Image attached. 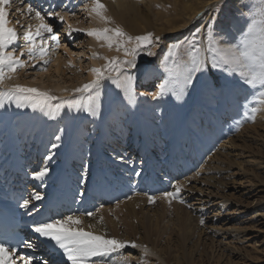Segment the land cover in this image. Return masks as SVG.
Instances as JSON below:
<instances>
[{
    "label": "rangeland",
    "instance_id": "1",
    "mask_svg": "<svg viewBox=\"0 0 264 264\" xmlns=\"http://www.w3.org/2000/svg\"><path fill=\"white\" fill-rule=\"evenodd\" d=\"M89 1L91 0L63 1L67 4L69 12L67 13L68 20L63 23L60 22L58 18L46 16L47 19H49L47 22L52 24L54 30L59 33L60 45L53 51L54 45L49 42L48 58H50L51 62L46 66L47 71L41 70L43 67L42 62L38 60L30 61L25 54L22 59L27 61V66L18 69L17 72L13 74V79L7 80L6 83L10 85L18 83L37 87L42 91L49 90L53 95L63 97L69 103L74 104L75 98H77L79 94H75L72 90L91 80L92 77L88 75L91 67L96 66L97 63L99 65L104 64L102 59L92 58V53L94 51L101 55H105L103 48L100 47L101 42L92 40L90 36L80 32H73L72 35L69 36L68 32L64 30V27L68 24L67 22H69V24H78L84 27L91 22L85 8V5L89 3ZM201 1L204 0H152L148 5L145 4L146 1L143 0H109L110 9L106 11L105 14L112 18L114 24L121 26L125 32L133 36L152 32L154 35L161 38L151 49L145 48L140 51L136 62L137 67L129 70L133 76L136 74L135 91L137 93V104L140 119L142 121L141 123L144 125L148 126L147 121L152 114L159 119V116L164 117L167 115L171 117L173 115V102L175 96L169 93L158 98H153V94L158 91V85L163 82L167 76L162 61H164L168 45L177 40L184 39L185 37L190 39L192 34L196 33L197 29H200V32L196 34L199 40L206 46L207 26L209 24L213 25V32L218 39L234 43L239 38L241 31L247 26L250 6L253 3H258V0H209L206 2L204 10H200L192 15L191 5L195 7V5ZM123 2L125 3L122 4ZM37 4L38 2L36 3L35 0H11L10 6L7 9L9 26L15 27L17 32L21 34V39L18 41L20 47L24 46L22 36L25 28L28 25L34 26L38 23L35 19L34 11L32 13L27 11V5H31L35 11L39 10L42 14L45 13V8L41 9L43 6L40 7L41 5L38 6ZM157 5H159V7ZM210 6L213 8L211 9V13H209ZM53 7L54 9L56 8L54 12H60V8L57 9L58 7L56 5ZM17 9H19V11H17ZM213 17H215V21H213ZM18 21L19 23H17ZM92 22L97 27L104 26L98 20H92ZM21 25L24 27H21ZM149 50L154 52L155 55H147V51ZM17 54H19V49H17ZM69 54L74 58V63H71V65L69 64ZM115 55L117 54L109 56ZM179 56L182 61H187L189 59L187 55V45L180 50ZM56 57L60 58V60L62 59L60 62L62 72H56L53 68V60ZM169 63H171V61H169ZM199 78L201 87L209 85L210 79L214 83L218 82L220 84L222 89L223 108L215 110V113L221 115V118L226 119L223 124V135L220 136L221 140L211 145L213 150L209 146L207 147L205 151L208 155L204 157L203 161L215 152L217 148L221 151L223 150L225 155L214 156L211 169H207L208 167H205L206 163L202 165V162L200 164L197 163L194 169L187 168V171L178 172L180 175L178 174L177 177L179 178L176 177L177 179L175 180L170 179V183L165 184V186H167L165 191H173V184L179 181L181 182V180L184 181V187L177 201L184 209L194 215L197 214V211L200 212L203 210L202 219L204 223L203 226H200L203 228L201 237L208 245L205 252L212 253L215 259L219 258L220 264H264V104L259 103L261 97L258 95L261 91H264V89H261L259 86L255 89H251L240 79L238 74H229L222 69L211 68L209 64V67L203 74H197L194 84L186 89L188 92V104L190 106L193 105V88L196 86V80ZM57 84H60L63 89H67L68 94L66 96H61V92H58L54 88ZM109 89H112V95L116 101L114 106L120 109L130 108L119 90L115 89L114 86L109 87ZM200 90L202 89L200 88ZM62 102L61 100H55L50 103L55 105ZM159 103L164 104V108L162 107V111L164 112L156 111V108H154L157 107ZM245 105H247V109ZM230 107L232 110L228 114L227 111L230 110ZM252 108L260 109L255 113L254 120L244 115V112L247 110L249 116H251L250 110ZM69 111L68 106L65 105L64 110L59 116L63 117L64 114ZM110 116L111 114L106 116V118L108 119ZM1 120L2 118H0V122ZM134 120L136 121V117L133 113V123ZM11 125L12 131L14 132V134L12 133L11 135L13 137L14 135L17 136L16 140L19 144L18 149H15L14 146L12 147L13 152L20 163L26 164L27 174L30 175L43 166V162L47 160L46 157L49 155L48 152L50 147L55 142L56 138L53 135L48 137L45 142L43 153H41L42 155L38 154L37 150L29 152L31 148L29 145L32 143L35 135L29 136V134L24 133L27 136H20L18 128L15 126L16 123L12 122ZM89 126L90 125H87L85 130L89 129ZM143 129L146 130L145 127ZM87 132L89 133V130ZM87 132H85L84 137H87ZM98 132L99 130L96 131L98 135L97 142H99L97 145L100 146L101 152V146H103V152L110 151L108 152L110 153L109 155L104 153L103 155L98 154L100 165H104L103 162L108 161L109 167L104 169L109 170V172H111L110 174L114 175V178L117 174L124 176L123 174L127 173L129 175V185H132V181L136 177V174L143 169L145 170V174L149 175L152 172V170H148L149 167L153 169L152 175L158 173L160 169L163 170V166H165V157L158 154L159 151L155 145L149 146L151 153L146 152L148 155H151L149 161L148 159H142L141 153L135 149L134 146L127 145L125 140L121 141L120 137L115 135L116 137L109 139V135H105L106 133L103 129V137L101 133ZM99 135H101V137ZM5 136L6 133L3 130L0 131V141L6 138ZM101 139L103 141H101ZM89 140L91 139L87 137L84 143L87 144ZM158 140L159 142L160 140L162 141V137L158 136ZM102 142L104 145H102ZM164 142L166 144L167 141H163V143ZM116 143L118 145H116ZM70 146L71 142H68L65 152H68L71 157L70 163L72 164H70V167L76 175H78L75 182L84 186L83 182H81V178L78 179V177H82L81 174H83L85 178L90 176L87 170L90 171L92 168L85 170L86 166L90 167V164L87 165V163H85L88 159L87 151L84 150L80 156L79 147L76 146L72 152ZM35 154H38V157H34ZM120 157L126 159V162H128L130 168H132L131 171L125 169L128 167V164L122 165L125 166L123 169L118 167L121 166ZM78 158L80 160H78ZM185 158L189 160L188 156H185ZM24 159L25 162H23ZM59 159L60 154L53 155L52 159L48 161L47 167H50L55 162H59ZM181 160H183L182 157L177 162L175 161L178 167H180L179 163L181 164ZM35 162L37 165L34 164ZM142 162L145 163L141 170L140 164ZM95 167L96 170H98V166ZM84 171L87 173H84ZM217 171L219 172V174L217 173L219 176L217 175L218 177L214 180L216 183L215 185L212 181L210 182L207 180L209 177L214 176ZM164 176L165 173L163 171L160 176L157 177L159 179H156V182H166V178L168 180L169 177ZM24 178L27 179L30 177L25 175ZM97 178L98 177L94 178V176H91L88 178V181L92 183L93 180L99 179ZM112 180L113 179L110 178V181ZM137 190L133 191L134 194H147L139 188ZM107 191L108 195L115 197V199L122 194H124V198H119L118 201L113 204L98 207L92 212L104 208L110 209L111 211L117 204H121L122 201L124 202L128 198L127 194L119 191L116 186H114L113 190L110 189ZM163 192L152 195L157 197L154 204L161 201L160 195ZM72 197L71 203L74 202L75 194H73ZM222 198H225V200L221 203L220 201ZM180 200H183L184 203H180ZM74 212L79 213L75 209L73 212H70V214ZM169 212H171L170 209ZM70 214L68 213L67 215ZM193 239H196V234ZM138 257H142L143 259L146 257L149 258L148 261L150 264H154L155 261L159 264H165L152 252L145 256L143 249L139 247H125L116 253H112L110 258L106 257L105 261L109 263L113 258L122 260L126 258L127 263L131 262L130 264H135L134 261H136L135 259Z\"/></svg>",
    "mask_w": 264,
    "mask_h": 264
},
{
    "label": "bare ground",
    "instance_id": "2",
    "mask_svg": "<svg viewBox=\"0 0 264 264\" xmlns=\"http://www.w3.org/2000/svg\"><path fill=\"white\" fill-rule=\"evenodd\" d=\"M63 1L68 2L70 0H35L36 3L38 2V6H43L41 9L45 8L44 14L49 11H54L56 8L54 9L53 6L56 5L58 7L57 9L60 8V12H58L64 14L66 16V20H68V7ZM143 1H146L145 4L148 5L152 2V0ZM207 1L209 0L201 1L196 4L195 7L191 5L190 8L192 10V15L196 14V12L200 10H204ZM101 2L106 5L107 11H109V0H101ZM124 3L125 2L122 4ZM91 4L92 0L85 5V8H90ZM211 7L212 6L209 7V13H211V9H213ZM90 19L91 22H89L86 27L81 25L79 26L78 24H70L73 28H98L92 22V20L97 19L93 17H90ZM46 20L48 21L49 19L46 17ZM67 23L68 24L64 27L66 32H68L69 22ZM90 38L92 40H96L94 37L90 36ZM103 50L106 56L113 54L122 55V52L117 53L115 48L110 50L107 47H103ZM68 58L73 64L74 58L71 54H69ZM61 60L58 57L53 60V68L56 72H62L60 68ZM100 66L101 65L97 63L95 67ZM88 75L92 77L91 72H89ZM134 77L136 88V74H134ZM196 82L197 83L193 88L192 94L193 105L190 106L188 104V92L186 90L181 99H176V97H174L173 115L171 117H168L167 115L164 117L159 116V119L157 116H153L152 114L149 116V120L147 121L148 126L141 123L142 121L140 119L137 103L135 106H129V109H120L114 106L116 101L113 98L112 89H109V87L112 86L108 83H105L102 90L99 113L95 116L83 110L77 111L73 106L72 109L68 113H65L63 117L58 116L57 118L52 119L46 114V110L34 111L30 107H17L15 102H6L5 107L0 108V118H2L0 122V131L3 130L6 133V138L0 141V194L6 193L7 185L11 183V180H9L10 176L15 173L23 182L29 181V199H31L33 193L40 192L43 199L39 202L45 203L49 196L54 197L60 194L62 202L66 204L71 203V198H73L72 195L75 194V184L78 183L75 182L78 175H76L70 167V164H72L70 163L71 157L68 152H65L67 143L71 142L70 150L72 152L76 146L79 147L80 156L84 150L87 151L88 159L85 163H87V165L90 164V167L86 166L85 170L92 168L90 171L87 170V172L90 173L89 177L85 178L83 174H81L82 177H78V179L81 178V182L84 184V189L89 186L91 190L97 191V194L102 192L104 196L108 197L109 195L107 190H113L114 186H116L119 191L126 193L128 196L127 200L124 202L122 201L123 203L121 202V204H117V206L111 209V211L107 208L100 209L96 216L93 217H88L87 215L81 213H75L76 211L72 213L83 217V224L81 226L84 227L85 230H91L98 233L103 231L106 235L116 237L120 240L135 241L136 244L141 246L146 245L150 252H152L165 264H220L219 258L215 259L212 253L209 252V254L205 252L208 245L201 237L203 228L200 226H203V224L200 223L203 218V210L200 212L197 211V214L194 215L178 203V198L174 199L171 204H169L167 200L161 198V201L157 204L149 203L148 196H146L147 194H134L133 192L136 191V188L138 189V187L144 188L142 179L145 170H142V167L145 162L140 164V169L142 171L139 172V175L136 174V177L132 181V185H129V175L127 173L123 174L124 176L117 174L114 178V175L110 174L111 172H109V170L104 169L109 167L108 161H104V165H100L98 158V154H110L108 153L110 151L103 152V146H101V152L100 146L97 145L99 142H97L98 135L96 131L99 130L103 137V129L106 133L105 135H109V139H113V137L118 136L121 141L125 140L127 145L134 146V148L141 153L142 159L144 158L149 160L151 158V155H148L146 152H150L151 149L149 146L151 147V145H155L159 151L158 154L165 157V166H163L165 176L168 177V175H170L172 180L179 178L177 177L178 172L185 171L187 168L194 169L197 163L200 164L203 162L202 165L206 163L205 167H208L207 169H211L214 156L225 155L223 150L221 151L217 148L215 152L203 161L204 157L208 155L205 151L207 150V147L209 146L211 148L212 144L218 143V140H221L220 136L223 135L224 132L223 124L226 119L221 118V115L215 113V110L223 108L222 89L218 82L214 83L211 79L209 81L210 84L208 83L209 85H205L204 87H201L200 85V78L197 79ZM54 88L58 92H61V96H66L68 94L67 91H63V87H61L60 84H57ZM200 88L202 90H200ZM77 99H79V96L75 98V101ZM162 107L164 108V104L159 103L157 107L154 108H156V111L160 112L162 111ZM231 110L232 108L230 107V110H228L227 113L229 114ZM133 113L136 117V121L134 120V123L132 122ZM110 114L111 116L108 120L106 116H109ZM12 122L16 123L15 126L18 128L20 136H24L26 133L29 134V136L35 135L32 143L29 145V147H31L29 152L37 150V153L41 154L43 153L45 142L48 137L52 135L55 136V138L57 136L60 137V140L57 141L55 139L54 142L58 144L59 147L55 149L50 147L48 152L51 156L60 154L59 162H55L53 165L48 167L50 171L46 177L43 178V180H37L32 174H27L28 171H26V164H23L22 162L20 163L17 160L12 147L14 146L15 149H18L19 144L16 140L17 136L14 135L13 137L11 135L12 133L14 134L11 128ZM87 125H90L89 129L85 130ZM144 127L146 130L143 129ZM88 130L89 133L87 132ZM85 132L88 134L87 137L91 139L87 141V144L84 143V140L87 139V137H84ZM101 135L99 136L101 137ZM158 136L162 137V141L160 140L159 142ZM101 141L103 140L101 139ZM163 141H167L166 144L165 142L163 143ZM102 145H104L103 142ZM116 145L118 144L116 143ZM38 154H35L34 157H38ZM185 156H188L189 160H187ZM181 157L183 160H181V164L179 163L180 167H178L176 162ZM79 158L82 159L81 157ZM79 158L78 160H80ZM48 161L50 160H45L42 167L47 166ZM23 162H25V159ZM34 164H36V162ZM120 164L121 166L118 167L123 169L125 166L122 165L128 164V162H126V159L123 158ZM95 166H98V170H96ZM125 169L128 171L132 170L129 164ZM149 169L152 170V174L153 169L150 167L148 170ZM168 170L172 171V173L176 172L175 175H171ZM87 172L84 171V173ZM217 173L219 174L217 171L215 175L209 177L207 181H212V183L216 185L214 180L219 176ZM25 175L30 178L25 179ZM91 176H94V178L98 177L99 179L97 178L98 180L95 179V181L93 180L92 183H89L88 178ZM110 178L113 180L110 181ZM119 183L122 186L119 185ZM181 183H184V181L181 180ZM78 186H80V184H77V187ZM224 200L225 198H222L220 202L222 203ZM33 201L35 202V200ZM169 209L171 212H169ZM101 216H103V224L99 223ZM88 225H94V227L89 229ZM195 234L196 239H193ZM139 248L143 249L142 247ZM148 259L149 258L147 257L144 259L142 257H138L134 262L135 264H150ZM121 260L122 259L119 258H113L111 261L119 262ZM110 262L106 264H110ZM130 263L131 262H128L127 264ZM154 264L159 263L155 261Z\"/></svg>",
    "mask_w": 264,
    "mask_h": 264
},
{
    "label": "snow or ice",
    "instance_id": "3",
    "mask_svg": "<svg viewBox=\"0 0 264 264\" xmlns=\"http://www.w3.org/2000/svg\"><path fill=\"white\" fill-rule=\"evenodd\" d=\"M10 3L11 0H0V108L5 107L6 102H15L17 107H30L34 111L46 110V114L55 119L67 105L69 110L74 106L77 111L83 110L95 116L99 113L105 83L119 90L129 106L136 105L135 77L129 70L137 67L136 62L140 51L155 46L161 39L159 36L152 32L137 36L128 34L121 26L114 24L110 16L105 14L107 8L101 0H92L90 8L86 7L88 15L97 19L104 26L84 29L73 28L69 24L68 35L71 36L73 32L84 33L101 42L100 47H107L110 50L115 48L117 53L122 52L123 55L106 56L94 51L92 58L102 59L104 64L100 67H91L89 69L92 73L91 80L72 90L75 94H79V99L73 105L63 97L53 95L49 90L42 91L37 87L6 83L7 80L13 79V74L18 69L27 66V61L22 59L25 54L30 61L42 62L41 70L47 71L46 66L51 62L48 58L49 42L54 45L53 51L60 45L59 33L54 30L52 24L47 22L46 16L58 18L62 23L66 21L64 14L54 11L42 14L28 5L27 11L29 13L34 11L38 23L25 28L22 36L24 46L20 47L18 41L21 39V34L15 27L9 26L7 20V9ZM157 6L159 7V5ZM213 21H215V17H213ZM21 27L24 26L21 25ZM207 27L206 46L196 34L200 32V29H197L190 39L185 37L168 45L167 53L162 61L167 76L158 85V91L153 94V98L170 93L176 99H181L186 89L194 84L197 74H203L209 64L211 68L222 69L229 74H238L240 79L251 89H255L257 86L264 89V0H258V3H253L250 6L247 26L234 43L218 39L213 32L212 24ZM185 45H187L189 59L182 61L179 54ZM17 49H19V54H17ZM147 55L153 56L155 53L149 50ZM71 63L69 61L70 65ZM63 91H67V89H63ZM258 95L261 97L259 103L264 104V91ZM55 100L63 102L52 105L50 102ZM245 108L247 109V105ZM259 110V108H252L251 116L247 110L244 115L254 120L255 113ZM56 140H60V137L57 136ZM51 147L55 149L59 145L53 143ZM46 159L51 160L52 156L49 155ZM119 159L123 160V157ZM49 171L50 169L45 166L34 171L32 175L37 180H43ZM172 187L173 191H165L160 197L167 200L169 204L178 198L184 184L176 182ZM42 199V194L35 192L31 199H24L20 206L28 209L32 200L40 201ZM156 199L155 196H148L149 203H154ZM180 202L184 203L183 200ZM33 209H35V205H33ZM99 211L100 209H97L96 212H86L85 215L93 217ZM99 223L103 224V216L100 217ZM200 223L203 224L204 220L201 219ZM82 224V216L70 214L36 222L32 226V231L52 244L53 250L60 253L64 264H106L105 257L110 258V254L128 246L142 247L145 256L150 254L146 245L141 246L135 241L120 240L106 235L103 231L98 233L85 230L81 226ZM93 227L94 225H88L89 229ZM24 247L33 248L35 244L25 242ZM18 260L22 264H32L33 257L18 255L16 248H10L7 243L0 242V264H17ZM43 264H50V262L44 260ZM110 264H127V261L125 258L119 262L111 261Z\"/></svg>",
    "mask_w": 264,
    "mask_h": 264
}]
</instances>
